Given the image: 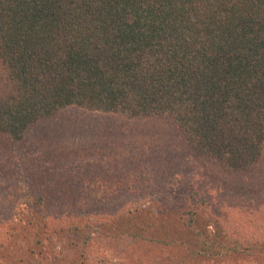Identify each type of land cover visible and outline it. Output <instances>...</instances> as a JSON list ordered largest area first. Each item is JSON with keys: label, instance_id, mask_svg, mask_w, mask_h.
I'll return each mask as SVG.
<instances>
[{"label": "trees", "instance_id": "trees-1", "mask_svg": "<svg viewBox=\"0 0 264 264\" xmlns=\"http://www.w3.org/2000/svg\"><path fill=\"white\" fill-rule=\"evenodd\" d=\"M67 108L164 118L195 156L227 171L255 165L264 0H0V135L10 140L0 145V264H27L8 251L25 230L22 206L38 246L41 229L67 233L68 264H108L109 253L126 264H204L264 251V202L231 197L225 235H210L188 193H170L176 177L96 156L44 169L29 129Z\"/></svg>", "mask_w": 264, "mask_h": 264}, {"label": "rangeland", "instance_id": "rangeland-1", "mask_svg": "<svg viewBox=\"0 0 264 264\" xmlns=\"http://www.w3.org/2000/svg\"><path fill=\"white\" fill-rule=\"evenodd\" d=\"M29 134L31 138L38 139L36 144L40 149L39 157L43 160L42 164L47 166L44 169L58 166L60 161L96 156L103 157L108 164L126 159L124 164L119 162L117 165L124 169L125 166L136 167L137 164L138 173L143 176L146 175V170H150L158 173L161 179L176 177V185L170 193H188V204L198 210V227L204 228L210 235H225L224 227L230 222L225 223L229 217L224 207L235 204L232 198L239 201L242 207H248L250 201L253 204L264 202V152L261 161L255 165L237 172L227 171L212 159L192 154L175 125L164 118L130 119L118 114H100L81 108H67L33 125ZM9 141L6 136L0 135L1 146L10 147ZM26 141L15 144L16 150L22 151ZM46 159L50 162L47 165ZM195 172L197 176L192 180L194 177H191V174ZM53 175L60 177L57 172ZM195 180L199 188L194 185V190H189L185 183L191 185V181L193 185ZM209 186L216 190L215 195L221 200L217 206L214 205L215 199L208 193ZM201 188L205 189L204 193L199 190ZM229 198L232 201L228 200ZM152 208L156 211L160 207L154 205ZM20 211L25 230L8 251L14 254V257L23 258L27 264H32L33 259H42V264H68L73 250L61 252V248L66 244L67 233L41 229V243L38 246L35 242L37 229H29L25 220L31 217V211L25 206H22ZM185 239L190 241L192 238L187 236ZM30 248L35 249L34 256L29 255ZM261 252L252 257L232 256L204 264H244L246 258L254 263L264 264V251ZM108 264L126 262L113 258L109 253Z\"/></svg>", "mask_w": 264, "mask_h": 264}]
</instances>
